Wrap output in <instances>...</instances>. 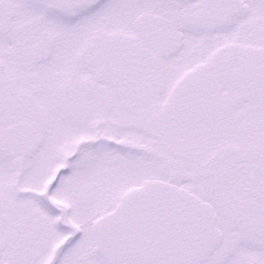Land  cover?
<instances>
[{
    "label": "snow or ice",
    "instance_id": "obj_1",
    "mask_svg": "<svg viewBox=\"0 0 264 264\" xmlns=\"http://www.w3.org/2000/svg\"><path fill=\"white\" fill-rule=\"evenodd\" d=\"M0 264H264V0H0Z\"/></svg>",
    "mask_w": 264,
    "mask_h": 264
}]
</instances>
